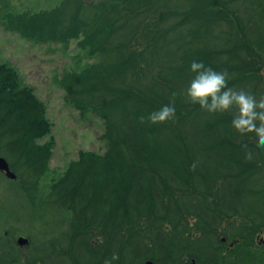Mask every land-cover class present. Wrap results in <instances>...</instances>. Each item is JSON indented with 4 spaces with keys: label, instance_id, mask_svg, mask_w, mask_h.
<instances>
[{
    "label": "trees",
    "instance_id": "16d2710c",
    "mask_svg": "<svg viewBox=\"0 0 264 264\" xmlns=\"http://www.w3.org/2000/svg\"><path fill=\"white\" fill-rule=\"evenodd\" d=\"M1 10L5 30L38 42L79 39L97 58L59 81L68 104L103 120L107 147L81 150L48 192L70 215L65 248L49 247L51 264H104L113 253L112 264H264V150L254 133L232 127L235 109L209 113L185 95L196 61L227 70L229 87L264 96V0H57ZM173 93L175 119L152 124L149 114ZM51 129L44 102L0 62V155L33 193L48 171L55 141L41 140Z\"/></svg>",
    "mask_w": 264,
    "mask_h": 264
},
{
    "label": "rangeland",
    "instance_id": "374dc122",
    "mask_svg": "<svg viewBox=\"0 0 264 264\" xmlns=\"http://www.w3.org/2000/svg\"><path fill=\"white\" fill-rule=\"evenodd\" d=\"M56 3L57 0H0V11L5 6L49 8ZM95 61L97 58L86 56L75 41L67 47L59 43H40L6 31L0 23V62L11 65L22 83L32 87L45 103L52 129L41 141L48 138L55 141L48 171L36 192L33 193V189L28 192L20 181L0 172V264L9 261L15 251L19 260L14 264H32L33 257L39 254L51 257L49 247L55 252L65 248L60 234L66 231L70 215L48 203V192L81 150L102 153L106 150V142L100 138L105 131L103 120L90 111L82 114L68 104L59 81L67 70L81 69ZM20 235L30 239L29 247L16 244ZM261 238L264 240V234ZM81 255L78 250L76 256Z\"/></svg>",
    "mask_w": 264,
    "mask_h": 264
},
{
    "label": "clouds",
    "instance_id": "9594fccd",
    "mask_svg": "<svg viewBox=\"0 0 264 264\" xmlns=\"http://www.w3.org/2000/svg\"><path fill=\"white\" fill-rule=\"evenodd\" d=\"M191 71L196 75L190 81L185 92L188 101L199 104L200 107L209 113H229L235 109L232 127L241 135L254 133L256 147L264 150V96L259 100L249 92L236 90L228 86V72L216 71L210 66H205L203 62H192ZM173 93L171 102L161 109L149 114L148 120L152 124L165 123L175 119V97ZM145 118L140 117L141 123ZM247 147L246 145L244 146ZM246 158L251 160V151L246 152ZM198 162H194L191 170L195 171ZM119 259L117 253H113L110 259H106L104 264H112Z\"/></svg>",
    "mask_w": 264,
    "mask_h": 264
},
{
    "label": "water",
    "instance_id": "95a60500",
    "mask_svg": "<svg viewBox=\"0 0 264 264\" xmlns=\"http://www.w3.org/2000/svg\"><path fill=\"white\" fill-rule=\"evenodd\" d=\"M0 171L5 172L6 175H7L9 178H13V179L16 178V174L11 170L8 161H7L4 157H2V156H0ZM19 241H20V242H26L27 239H25V238H20ZM146 264H154V262L151 261V260H148V261L146 262Z\"/></svg>",
    "mask_w": 264,
    "mask_h": 264
},
{
    "label": "flooded vegetation",
    "instance_id": "af4514ba",
    "mask_svg": "<svg viewBox=\"0 0 264 264\" xmlns=\"http://www.w3.org/2000/svg\"><path fill=\"white\" fill-rule=\"evenodd\" d=\"M29 240H30V239H29ZM44 241H46V240H44ZM17 243H18V240L16 241V244H17ZM14 244H15V243H14ZM30 244H31V242H30ZM30 244H29V245H30ZM14 246H15V245H14ZM18 246H19V245H18ZM1 247H2V246H1ZM4 253H5V251H4ZM49 254H50V251H49ZM40 257H41V256H40ZM40 257H33V258H34V259H35V258L39 259ZM44 257H45V262H46V263H50V257H49V255H48V256H44ZM10 259H14V260H17V261L19 260V258H18V257L16 258V256L11 257Z\"/></svg>",
    "mask_w": 264,
    "mask_h": 264
}]
</instances>
